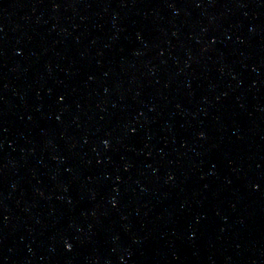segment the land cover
<instances>
[{"label": "water", "instance_id": "water-1", "mask_svg": "<svg viewBox=\"0 0 264 264\" xmlns=\"http://www.w3.org/2000/svg\"><path fill=\"white\" fill-rule=\"evenodd\" d=\"M176 210L264 216V0H0V233Z\"/></svg>", "mask_w": 264, "mask_h": 264}]
</instances>
